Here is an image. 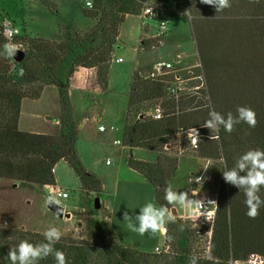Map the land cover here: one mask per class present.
Here are the masks:
<instances>
[{
    "label": "trees",
    "instance_id": "obj_1",
    "mask_svg": "<svg viewBox=\"0 0 264 264\" xmlns=\"http://www.w3.org/2000/svg\"><path fill=\"white\" fill-rule=\"evenodd\" d=\"M92 1V9H84V13L96 19V23L85 33L61 40L19 36L16 40L27 44L26 57L21 62L3 56L6 53L2 47L8 41L0 21V178L55 185V168L65 161L75 171L80 190L88 196L102 192L100 177L85 168L77 152L80 126L71 103L70 82L79 68H96L101 87L108 89L120 29L127 15H139L147 0ZM184 2L204 65L207 91L176 101L167 91L173 74L146 77L135 71L122 143L131 150L142 148L157 153L155 161L131 154L128 163L155 187L157 202L167 208L171 205L164 199L165 189L176 177L180 160L178 154L164 150L172 137L194 129L198 156L222 162L209 255H201L193 248L194 238L203 227L192 228L177 219L167 228L165 244L169 248L162 254L126 246L114 237L100 245L61 237L55 248L65 253L67 264H190L193 257L197 264H236L248 262L253 256H259L264 264V207L256 219H250L245 199L251 186L231 185L223 176V171L231 169L244 153L264 150V0H230L231 6L221 12L202 0ZM163 38L141 37L140 49L152 51L160 47ZM26 82H35L36 86L30 88L25 86ZM46 86L59 89V133L21 130L23 99H38ZM152 101L162 104L161 119L142 112L145 104ZM239 107L251 108L256 113L255 127L240 120ZM212 110L225 120L231 113L240 124L234 125L231 133L223 128L219 133L211 131L204 125L208 119H214L209 116ZM243 163L244 170L236 168L239 177H247L253 170L250 161ZM256 194L264 200V187ZM17 235L0 227V264H11L7 255L21 241L48 243L41 233ZM13 236L17 239L10 242ZM38 264L56 262L50 254Z\"/></svg>",
    "mask_w": 264,
    "mask_h": 264
},
{
    "label": "rangeland",
    "instance_id": "obj_2",
    "mask_svg": "<svg viewBox=\"0 0 264 264\" xmlns=\"http://www.w3.org/2000/svg\"><path fill=\"white\" fill-rule=\"evenodd\" d=\"M88 1L90 0H0V21L1 12H3L26 37L46 40L66 39L78 33H85L95 25L96 19L87 17L84 13V9H92L87 6ZM170 8L171 12H168V16L171 21L172 35L169 37L167 34L164 35L163 40L166 39V42L146 53L142 50H139L140 54L138 53L139 34L143 29L142 38L153 37L157 32L156 22L149 17L143 19L137 15L128 17L125 21H129V24L126 25L124 22L120 29L119 45L116 47L111 64L108 89L97 94L100 95V99L93 95L95 103L87 111L79 109V103L74 102L80 126L76 148L78 147L82 156L83 165L90 166L94 163L98 176H101L105 182V191L109 194L106 200L108 208L102 206L99 209L95 208L94 201L99 196L90 201L87 193L80 190L79 179L73 168L67 162L60 161L55 168L56 184L70 192L67 199L60 198V201L61 204L67 205L66 209L72 210L75 217L72 220H67L48 208L46 205V200L50 195L48 185L0 178V227L11 230V234L16 233V236L20 232L43 234L50 227H55L61 231L64 238L84 241L93 245L103 244L114 237L126 246L141 247L157 254L166 251V249L162 250L166 234L150 235L146 233L144 236H140L128 228V221L124 219L125 213L134 219L145 203L153 202L157 206L159 205L155 198V191L145 180L146 178L128 170L126 165L128 149L124 148L123 144H116L115 141L122 140L123 137L127 120L128 96L136 71L135 67L143 66V70L150 71L154 62L175 59L181 54L183 57L181 67L192 68L191 72L183 73V76L191 77L189 85L201 83L195 78L200 71L195 65L202 62V59L197 42L192 37L191 15L188 11L186 13L184 0H170ZM146 29L147 31H144ZM179 42L184 44L183 48L177 47ZM118 58H122L123 62H117ZM145 73L142 74H148ZM31 85L36 86V83H25V86H30V88H32ZM203 91H207V82L199 94ZM103 99L105 101H102ZM155 102L158 103V101ZM155 102L145 104V108L142 109L144 115L148 117L152 114ZM58 113L59 103L57 105ZM51 114V116L55 115ZM101 125H104L107 130L100 131ZM112 126L115 127L114 130L111 129ZM22 128L31 132L51 134L55 132L56 126L52 120L46 117H28L27 115L24 117ZM170 141L173 153L178 154L180 150L184 151L183 154H178L181 175L177 177V172L173 181H176L175 183H179L180 179L184 181L185 185L189 187L186 191L189 198L197 200L207 190L203 182L196 181V177L204 170V165L211 161L212 163L208 167L212 172L214 183L209 185L210 187L208 186L210 188L208 194L213 195V192L217 191L222 177V162L199 157L196 150L190 146L188 136L184 132H179ZM135 158L155 161L157 153L137 150ZM172 188L177 191L174 186ZM178 192H182V189L179 188ZM179 208L184 210V208ZM77 209H79L78 212ZM185 210L188 213L185 214L182 211L183 217H180V214L174 215L175 220L181 219L184 225L192 226V228L201 229L203 227V231H198L197 237L194 238L193 248L199 254L208 256L210 240L207 234V224L195 220L190 209ZM16 239L13 236L9 241L14 242ZM157 242L160 243L156 246L161 249L160 252L155 250L156 247L154 248ZM260 263L261 258L253 256L248 262L240 264Z\"/></svg>",
    "mask_w": 264,
    "mask_h": 264
},
{
    "label": "clouds",
    "instance_id": "obj_3",
    "mask_svg": "<svg viewBox=\"0 0 264 264\" xmlns=\"http://www.w3.org/2000/svg\"><path fill=\"white\" fill-rule=\"evenodd\" d=\"M202 3L213 6L216 12H221L231 6L230 0H202ZM9 24V20L5 19L3 21V35L9 42L5 43L2 49L6 53L3 56L13 58L18 49L11 42L14 30L9 27ZM237 112L240 115V120L248 124L249 127L256 126V113L251 108L239 107ZM209 116L214 117V119H208L204 127L217 133H219L221 128L225 132L231 133L234 125L240 124V121L233 119L231 113L228 114L227 120L215 110L210 111ZM243 161H250L253 166V170L249 172L247 177H239L236 170L237 167L240 170H244L245 163ZM211 163V161H208L204 165L205 169ZM223 176L225 181L231 185L251 186L246 193L245 204L248 209L246 215L250 219H256L259 215V210L264 207V200L256 194L261 187H264V150L256 149L244 153L231 169L223 171ZM58 196H63L64 199H67L66 193L50 194L46 200V205L52 203L59 205L61 201ZM164 199L168 204L173 205L171 211L165 206H157L153 202H147L139 209V213L135 215L134 219L128 213H125L124 219L128 221L129 230L138 233L140 236H144L146 233L164 235L167 232L166 224L175 222L176 217L173 215V211L177 206L193 210L195 214H199L197 210L203 207L201 201L190 199L187 192L174 191L171 185L165 189ZM43 235L44 240L48 241V243L41 242L34 245L28 241H21L16 248L11 249L7 255L11 264H38L39 261L48 258L50 254L56 264H67L65 253L55 248L56 243L61 240V231L55 227H50ZM190 264H197L195 257L191 258Z\"/></svg>",
    "mask_w": 264,
    "mask_h": 264
},
{
    "label": "built area",
    "instance_id": "obj_4",
    "mask_svg": "<svg viewBox=\"0 0 264 264\" xmlns=\"http://www.w3.org/2000/svg\"><path fill=\"white\" fill-rule=\"evenodd\" d=\"M87 6L92 8L93 7V1H88ZM1 25L4 32V26L3 21L5 19L10 21L9 27L14 30V34L11 37V42L17 46L18 50H23L26 52L27 44L17 41L16 39L22 35V31L19 27L15 25V23L7 16L5 13L1 12ZM130 15H127V17ZM140 18L149 17L150 19H153L156 22L157 26V32L153 37H163L164 35L168 34L170 31V18L168 16V12L165 8L157 5H153L150 3H145L143 8L141 9V12L139 15ZM126 17V19H127ZM125 24L128 25L129 21H125ZM8 41V40H7ZM9 42V41H8ZM182 55L179 54L177 58L174 60H158L153 63L151 71L146 75V77H156V76H162L167 74H173L174 80L168 85L167 91L169 95H172L176 101H179L182 97H193L197 96L199 94V91L206 83V76L203 68L202 62L197 63L195 65L196 68L200 69L197 76H195L196 79L200 80L201 83L197 85H189V81L191 77L183 76V73L191 72L192 68L189 66L187 67H181L182 63ZM117 62H123L122 58L116 59ZM180 66V67H179ZM149 116H152L154 119H161L163 117V108L162 104L158 103ZM100 131H106L107 128L104 125H101L99 127ZM112 130L115 129V127H111ZM185 134H187L189 139L190 146L194 149L197 147V141L198 136L194 129H191L189 131H183ZM181 132V133H183ZM116 144L121 145L122 140L118 139L115 141ZM164 150L168 154H174L172 152V143L171 141L166 144L164 147ZM182 150L178 152L179 155L183 154ZM197 182H203L204 187L206 188L207 192L201 194V196L197 199L198 201H201L203 203V207L198 209L197 211L199 214H195L193 211V217L195 220L199 221L202 224H207L210 226V229L207 230V234L209 235V240L211 243L212 233H213V227L216 220L217 215V206H218V192H213V195L208 194V190H210V186L212 183H214V179L212 178V172L209 170V167L207 169L204 168V170L201 172L200 175L196 177ZM49 187V193L50 194H58V193H66L67 198L70 195L69 190L64 189L63 187L55 184V185H48ZM208 188V189H207ZM58 198H63V196H58ZM166 240V239H165ZM169 246H167L165 243L163 245L162 250H167ZM210 249V246H209ZM155 250L158 252L161 251L159 247H156ZM240 264V263H236ZM262 264V261L261 263Z\"/></svg>",
    "mask_w": 264,
    "mask_h": 264
},
{
    "label": "crops",
    "instance_id": "obj_5",
    "mask_svg": "<svg viewBox=\"0 0 264 264\" xmlns=\"http://www.w3.org/2000/svg\"><path fill=\"white\" fill-rule=\"evenodd\" d=\"M147 3L153 4V5H157V6H161V7L165 8L167 10V12H171L170 0H147ZM186 13H187V10H186ZM130 16H128V17H130ZM146 24H149V23H146ZM142 31H143V29H141V32L139 34V44H140L141 34L143 33ZM144 31H147V29L144 30ZM167 35H168L167 37L172 35L171 29H170V31L168 32ZM165 42H166V39L163 40L162 44H164ZM177 47L178 48H180V47L183 48L184 44L179 42L177 44ZM139 50H141L140 47H138V53L140 54L141 51H139ZM144 53H146V52H144ZM166 60H174V59H166ZM142 67L143 66L135 67L134 70L140 71V73H145V72L149 73L151 71V70L150 71H145V70L142 69ZM50 88H55V89H50ZM51 90H53V91H51ZM102 90H103V88L101 87V85H100V83L98 81V73H97V69L96 68H84V67H81L74 73L73 77L71 78L70 87H69V93H70L72 107H73V110H74V116H75V119L77 120V122H78V119H77L76 107L74 106L75 105L74 102L76 101L77 103L80 104V105L78 104L79 109L82 108V109H85L87 111L88 108H90V106L92 107V105L95 103V101H93V99H94L93 95H96L97 99H100V95H97V94H99ZM101 98H102V96H101ZM102 101H105V100L103 99ZM58 103H59V113L57 114V105H58ZM51 113H54L55 115L51 116L52 115ZM27 115H28V117L29 116L30 117H46L49 120H52L54 122L55 126H56V129H55V132L51 133V134H58L59 131H60V121H59V119H60V115H61L60 96H59L58 87H56V86H46L44 88L41 96L38 99H32V98H24L23 99L22 106H21V116H20V121H19V126H20L21 130H26V129L22 128V125L24 123V117L27 116ZM98 118H100V117L98 116ZM26 131H28V130H26ZM124 148L128 149V156H127V161H126V165L128 166L127 167L128 170L134 172L135 174H139L140 176H143V175H141L140 173H138L137 171H135L134 169H132L129 166V163H128L129 162V157H130L131 154L135 157V152L137 150H141V151H150V150H146V149H142V148H133L131 150V148H129L127 146H124ZM77 152H78L81 160L83 161L82 156L80 155V153L78 151V147H77ZM140 159H143V158H140ZM143 160H145V159H143ZM83 163H84V161H83ZM107 164H109V161H107ZM84 166H85V168L88 171H90L92 173H95L96 175H99V174H97V172L95 170L96 166H95L94 163L90 164V166H86L84 164ZM180 173H181V169H180V165H179L177 177H179V175H181ZM100 179H101V181L103 183L102 192L99 195L92 194V196H88V197H89V199L91 201V200L94 199V197L99 196L100 202H101V206L103 208H108V204H107L106 200H107V197L109 196V194H108V192L105 191L106 184L102 180L101 176H100ZM145 180H147V179H145ZM175 182L176 181H173L171 186L172 187L174 186L177 189L176 192H178L179 188L182 189V192H184V191L186 192L189 189V187H187L185 185V182L181 181V179H180L179 183H175ZM56 183H57V180H56ZM148 184H150L152 186L153 190L155 191V187L150 182H148ZM154 194H155V192H154ZM157 204L159 206H161L158 202H157ZM61 205H63L65 207V209H66V207H67L66 204H61ZM171 208H173V205H171V207L168 208V209L171 211ZM185 209L186 208H184V210H181L179 208V206H177V208H176L177 214H180V217H183L184 214L182 213V211H184L185 214L188 213V211L185 210ZM78 210L79 209H77V212H78ZM66 211L71 213V217L70 218L65 217V218L67 220H72L75 217L74 213L70 209H66ZM191 212L193 214V210H191ZM166 226H167V224H166ZM164 242H165V238H164ZM158 245H160L159 242H157L154 245V248L156 246H158ZM140 249H143V248L140 247ZM143 250H145V249H143Z\"/></svg>",
    "mask_w": 264,
    "mask_h": 264
},
{
    "label": "water",
    "instance_id": "obj_6",
    "mask_svg": "<svg viewBox=\"0 0 264 264\" xmlns=\"http://www.w3.org/2000/svg\"><path fill=\"white\" fill-rule=\"evenodd\" d=\"M26 57V52L23 51V50H17L15 56L13 57V59L17 62H21L25 59ZM95 208H100L101 207V202H100V198L99 197H96L95 198ZM48 208L54 212L55 214H57L59 217H68L70 218L71 217V213L70 212H67L65 207L62 206L61 204L57 205L55 203H52L50 205H48ZM173 208H171L172 210ZM173 215H177V210L175 209L173 211Z\"/></svg>",
    "mask_w": 264,
    "mask_h": 264
}]
</instances>
